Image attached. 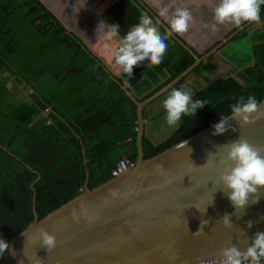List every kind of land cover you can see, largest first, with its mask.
Instances as JSON below:
<instances>
[{"label":"trees","instance_id":"trees-1","mask_svg":"<svg viewBox=\"0 0 264 264\" xmlns=\"http://www.w3.org/2000/svg\"><path fill=\"white\" fill-rule=\"evenodd\" d=\"M218 3L0 0V239L13 240L37 218L80 196L86 186L93 190L110 181L123 157L136 164L138 107L124 86L143 102L192 66L195 58L170 38L161 65L147 67L145 61L129 78L115 63L120 40L143 14L169 27L160 10L167 8L171 16L177 8H188L193 26ZM260 17L259 24L245 23L212 57L215 68L200 67L192 73L214 77L192 90L193 100L207 102L193 117H182L178 127L167 125L162 102L173 88L144 107L145 160L219 122L220 116H229L230 105L240 97L264 99V5ZM102 21L118 25L119 35L110 40L98 36ZM224 26V38L204 49L186 34L177 37L203 57L239 29ZM165 30L160 23L159 31ZM217 72L226 74L213 76ZM184 82L174 88L188 90ZM149 122L173 131L157 143L148 135Z\"/></svg>","mask_w":264,"mask_h":264},{"label":"water","instance_id":"water-1","mask_svg":"<svg viewBox=\"0 0 264 264\" xmlns=\"http://www.w3.org/2000/svg\"><path fill=\"white\" fill-rule=\"evenodd\" d=\"M251 25L247 23L244 27ZM244 27L203 57H198L173 35L194 56V64L143 102H138L128 86H124L138 107L135 167L127 175L113 178L93 190L86 186L80 196L43 219L37 218L13 240H4L10 247L0 257V264H183L207 256L218 257L220 250L230 244L241 250L250 246L255 234L264 232V192L257 203L250 201L243 212H237L224 192L218 190L219 177L227 166L220 161L226 155L222 146L240 136L264 148V116L242 128L230 120L228 123L236 131L230 128L218 136L212 135L213 124L184 140L188 141L191 152L188 148H178L180 142L145 160L142 144L146 135L144 107L190 77ZM261 104L264 105V99ZM261 111L264 112V107ZM210 153L214 155L202 167ZM213 197L214 203L210 205ZM225 214L231 215V228L220 221ZM202 219L209 224L202 234L194 236ZM41 229L57 239V246L50 252L41 246Z\"/></svg>","mask_w":264,"mask_h":264},{"label":"clouds","instance_id":"clouds-1","mask_svg":"<svg viewBox=\"0 0 264 264\" xmlns=\"http://www.w3.org/2000/svg\"><path fill=\"white\" fill-rule=\"evenodd\" d=\"M262 5L264 0H219L214 8L213 23L205 24L204 27L215 33L218 31V25L241 28L245 23L259 24ZM158 15L169 25L163 34L159 31L161 21L159 19L154 21L149 15L143 14L139 23L131 27L120 40L115 53V63L129 78L132 77L134 67L145 61L147 67L161 65L168 49L166 41L173 35H185L193 23V16L188 8H177L171 16L168 14V9L164 8ZM119 30L118 25H107L102 21L98 25L97 34L110 40L119 35ZM162 103L169 127H178L182 117H193L197 109L207 104L204 100H193V93L183 87L173 88ZM262 107L264 105L258 102L255 96H249L247 100L240 97L237 103L230 105L231 114L220 116L219 123L212 126L214 128L212 135H223L230 128L235 132L236 129L228 123L230 120H235L240 128L256 123L264 116ZM177 147L188 148V141H182ZM222 148L226 149V155L220 162L227 166L219 177L221 187L218 190L224 192L237 212H243L250 201L253 204L257 203L264 192V148L249 143L241 136L238 140L223 145ZM188 149L191 152V149ZM213 155L209 154L207 163L202 167L207 166ZM213 203L214 197L210 205ZM195 208L201 212L199 208ZM206 211L207 208L204 213ZM220 221L226 228L233 226L229 214H225ZM208 224V220L202 219L200 229L193 235L202 234ZM248 227H252V222L248 223ZM39 239L41 246L47 248L49 252L57 246L56 237L44 229L40 230ZM9 247L7 242L0 239V257L9 250ZM12 255H15L14 251ZM262 261H264V232H257L251 245L244 250L235 244L222 248L218 253L216 264H261Z\"/></svg>","mask_w":264,"mask_h":264},{"label":"rangeland","instance_id":"rangeland-1","mask_svg":"<svg viewBox=\"0 0 264 264\" xmlns=\"http://www.w3.org/2000/svg\"><path fill=\"white\" fill-rule=\"evenodd\" d=\"M164 1L165 0H160V5L161 4L163 5ZM207 15H208L207 17L205 15V18H204L203 21H200L197 24L191 26L189 31L186 33V36L189 39V41L194 46L196 45L197 47H199V49H204L205 47L207 48L209 45L213 44L215 41L223 39L225 34L227 33V29L225 28L224 25H218L217 26L218 27V31L215 32V33L210 31V29L205 28L204 27L205 24L213 23L214 10L210 11ZM212 60H213V58L208 60V61H206L203 64L204 65L203 68L204 69H213V68H215L214 63L213 64L211 63ZM230 72H232V69L230 70ZM223 74H226V73L217 72L213 76L219 77V76H221ZM213 79H214V77H212V76L207 78L206 76L201 75V74H197V72H196V73L192 74V76H190L184 82V86L187 87V89L190 90L193 93L195 91L196 87L200 88V87L204 86L205 84H207L208 82H210ZM192 90H194V91H192ZM25 93L26 92H24L23 94H25ZM147 130H148V135L151 137V139H153L157 143L160 142V141H163V140H159V137H161V136H163L164 138L168 137L170 132L173 131V129L169 130V128H165L163 126L160 128V127L156 126L154 123H150V122L147 125Z\"/></svg>","mask_w":264,"mask_h":264},{"label":"built area","instance_id":"built-area-1","mask_svg":"<svg viewBox=\"0 0 264 264\" xmlns=\"http://www.w3.org/2000/svg\"><path fill=\"white\" fill-rule=\"evenodd\" d=\"M134 166L135 165L128 158H122L121 160H119L116 167L112 170L113 178H120L127 175L134 168ZM217 259L218 257L213 255L202 258L196 262L183 264H216ZM261 264H264V261H262Z\"/></svg>","mask_w":264,"mask_h":264},{"label":"crops","instance_id":"crops-1","mask_svg":"<svg viewBox=\"0 0 264 264\" xmlns=\"http://www.w3.org/2000/svg\"><path fill=\"white\" fill-rule=\"evenodd\" d=\"M202 21H203V20H202ZM220 51H221V50H220ZM219 54H220V52H219ZM204 63H205V62H204ZM207 63H208V62H207ZM207 63H206V64H207ZM211 63L213 64V62H212V61H211ZM203 66H204V65H203ZM203 66H202V67H203ZM188 78H189V77H187V78L185 79V81H186ZM181 82H182V81H181ZM177 85H178V84H177ZM165 128H168V127H167V126H165Z\"/></svg>","mask_w":264,"mask_h":264},{"label":"flooded vegetation","instance_id":"flooded-vegetation-1","mask_svg":"<svg viewBox=\"0 0 264 264\" xmlns=\"http://www.w3.org/2000/svg\"><path fill=\"white\" fill-rule=\"evenodd\" d=\"M216 55H219V53H218V54H216ZM213 58H214V57H213ZM210 59H212V58H209L208 60H210ZM208 60H207V61H208Z\"/></svg>","mask_w":264,"mask_h":264}]
</instances>
